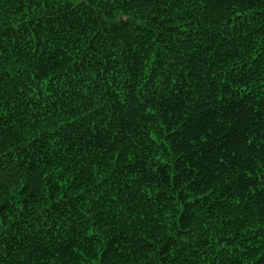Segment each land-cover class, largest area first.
Instances as JSON below:
<instances>
[{
  "label": "trees",
  "instance_id": "obj_1",
  "mask_svg": "<svg viewBox=\"0 0 264 264\" xmlns=\"http://www.w3.org/2000/svg\"><path fill=\"white\" fill-rule=\"evenodd\" d=\"M0 32V264H264V0H0Z\"/></svg>",
  "mask_w": 264,
  "mask_h": 264
},
{
  "label": "snow or ice",
  "instance_id": "obj_2",
  "mask_svg": "<svg viewBox=\"0 0 264 264\" xmlns=\"http://www.w3.org/2000/svg\"><path fill=\"white\" fill-rule=\"evenodd\" d=\"M27 3L31 4V5H35L36 7L40 8V9H44L45 7V0H26ZM48 2H50V0H48ZM89 2V0H65V3L67 4V7L69 9V11H73V12H79L80 9ZM58 7H60V5H58ZM123 21H115L113 24V27L116 26V24L122 23ZM5 33L0 32V46H2L5 43ZM6 115V113H5ZM3 201H0V204H3ZM11 219L10 216H0V247H3V245L5 243H9V241H7L5 239V237L9 234L10 229H7L5 226L6 224V220ZM167 252V250L165 249V253ZM149 264H157V260H158V256H155L153 254H149Z\"/></svg>",
  "mask_w": 264,
  "mask_h": 264
}]
</instances>
